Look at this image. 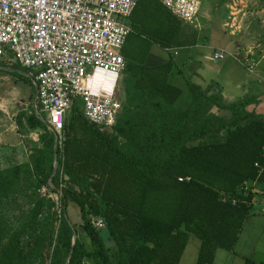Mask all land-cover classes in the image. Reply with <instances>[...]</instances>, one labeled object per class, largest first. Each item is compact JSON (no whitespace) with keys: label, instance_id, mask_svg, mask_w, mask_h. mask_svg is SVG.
<instances>
[{"label":"trees","instance_id":"16d2710c","mask_svg":"<svg viewBox=\"0 0 264 264\" xmlns=\"http://www.w3.org/2000/svg\"><path fill=\"white\" fill-rule=\"evenodd\" d=\"M131 22L122 47L125 104L112 132L90 124L74 104L62 150L46 132L32 167L0 170V264H179L192 236L200 240L196 264H214L218 249L234 251L257 197L264 203V115L249 109L259 100L228 102L216 82L194 84L173 50L195 46L198 31L158 0H139ZM154 44L169 58L147 65ZM213 107L223 113L216 125L218 116L208 115ZM16 122L47 128L34 113L21 112ZM223 130L224 139H207ZM50 178L55 192L65 182L60 213L38 194ZM251 181L256 190L244 191ZM27 185L31 206L9 223L5 206ZM68 201L79 207L80 232L68 218ZM91 217L103 219L113 245H105Z\"/></svg>","mask_w":264,"mask_h":264},{"label":"built area","instance_id":"2783aa9c","mask_svg":"<svg viewBox=\"0 0 264 264\" xmlns=\"http://www.w3.org/2000/svg\"><path fill=\"white\" fill-rule=\"evenodd\" d=\"M138 1L0 0V65L14 62L22 68L34 86L31 113L54 132L59 149L74 104L101 131L112 132L116 126L125 104L119 87L126 68L122 47L133 31L131 16ZM158 1L184 23L198 27L204 0ZM227 53L215 52L214 60H224ZM246 63L252 70L254 60L246 57ZM241 188L254 192L256 182ZM91 221L105 228L102 218Z\"/></svg>","mask_w":264,"mask_h":264},{"label":"rangeland","instance_id":"374dc122","mask_svg":"<svg viewBox=\"0 0 264 264\" xmlns=\"http://www.w3.org/2000/svg\"><path fill=\"white\" fill-rule=\"evenodd\" d=\"M194 29L198 31L199 41L206 39L204 45L207 47H203L202 50L204 62L210 68L216 70V68L228 63L238 69L237 72L234 70L233 76H241L240 71L243 74H248V65L246 57H244L247 55L246 46L249 45L253 48L252 50L255 54L264 52V0H204L198 16V27L196 26ZM237 46H239V51L236 52ZM152 49L164 59L169 58V52L165 48L154 44ZM220 49L228 51L225 59L214 60V52ZM11 64H14V62H11ZM11 64L4 62L2 67H0V170L24 164H29L32 167L33 158L36 157L35 150L42 145L40 136L46 132L51 133L46 127L29 130L25 125L22 126L16 122V117L19 113L30 114L32 112L34 87L25 77L23 71L12 67ZM262 65H264V61ZM185 70L189 75L190 70L187 68ZM119 87L124 92L123 80ZM185 102L186 98L183 97L179 101L178 107L183 108ZM211 113L218 116V120L212 124L221 123L223 113L216 107L211 108L208 115ZM224 136L225 130L220 133L210 134L207 139L222 140ZM54 165L57 166V163L55 162ZM35 184L36 179L33 180L31 187L34 188ZM49 185L52 189L43 185L38 194L46 196L55 202L57 211L60 213V194L65 182L60 180V186L56 189L57 192L53 191L55 186L51 182V178ZM28 186L30 185H27L26 192L19 189L21 192L18 191L16 196L14 198L12 196L11 201L7 202L3 214L9 223H14V217L30 208L33 195L31 194L32 188H28ZM21 187H24V185ZM254 208L255 210L259 209L258 207ZM254 208L252 210L253 213L255 212ZM66 210L70 222L80 232L83 220L78 205L68 201ZM44 216L45 213L40 216V220ZM244 232H247V227ZM257 232H260V227H257L249 237H245V246L242 250L251 249L253 251L251 259L264 261V231H261V234L256 237ZM76 237L77 235H74L73 241ZM197 240L194 236L190 238L182 264L193 263L196 260L195 243ZM235 256L233 252L218 249L214 264H239L236 262L237 258ZM84 264L90 263L85 262Z\"/></svg>","mask_w":264,"mask_h":264},{"label":"crops","instance_id":"0c3cea01","mask_svg":"<svg viewBox=\"0 0 264 264\" xmlns=\"http://www.w3.org/2000/svg\"><path fill=\"white\" fill-rule=\"evenodd\" d=\"M205 41L206 39H204L203 41H198L195 46L190 48L176 49L174 51V54L176 56L178 65L185 67V69H189L190 74L188 76L190 77L191 81L194 84L200 85L203 89H205L211 82H216L221 87L223 98L228 102H233L247 96L256 97L259 102L257 104L251 105L249 109L254 110L258 114L264 115V65H262L264 61V52L262 54H255L252 50L253 48L247 45V55L244 57H249L250 60L253 59L254 66L252 67V70L248 68V74H243L240 71L239 73L241 76L237 77L236 75L233 76V73L234 70L237 72L238 69H236L237 67H234L232 64L227 63L222 67L216 68L215 70L210 68L204 62L202 48L207 47L206 45H204ZM217 51L219 50H216L215 52ZM167 60L168 59H164L162 56H159L158 53L154 52L153 49H151L146 63L147 65H156L164 63ZM177 84H181L179 85L180 87L184 86V80L179 77ZM254 207H258L259 209L255 210L254 208L255 212L252 213V215L245 221L242 232L233 251V253H235L236 255L235 257L237 258L236 262L239 264H245L244 257L251 259V256L253 254V251L251 249L247 251L242 250V248H244L245 246V237H249L257 227H260V232L256 233V237L261 234V231H264V203L261 197H257ZM246 227L247 232H244ZM189 242L187 246L189 245ZM195 246L198 255V248L200 246L199 239L195 243ZM186 248L183 252L179 264H182V262L184 261ZM196 261L197 256L196 260L193 263L188 262L187 264H196ZM257 262L264 263L263 260Z\"/></svg>","mask_w":264,"mask_h":264},{"label":"water","instance_id":"95a60500","mask_svg":"<svg viewBox=\"0 0 264 264\" xmlns=\"http://www.w3.org/2000/svg\"><path fill=\"white\" fill-rule=\"evenodd\" d=\"M54 172H55V170H54ZM100 235H101V238H102L103 242L105 243V245L107 247H110L111 245H113L115 243L114 240L111 237L110 231L107 228H103L101 230V232H100Z\"/></svg>","mask_w":264,"mask_h":264}]
</instances>
